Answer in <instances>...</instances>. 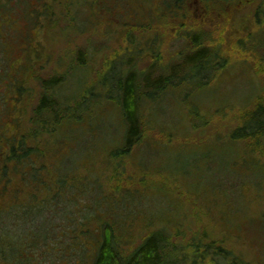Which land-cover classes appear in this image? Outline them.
<instances>
[{
    "label": "rangeland",
    "instance_id": "1",
    "mask_svg": "<svg viewBox=\"0 0 264 264\" xmlns=\"http://www.w3.org/2000/svg\"><path fill=\"white\" fill-rule=\"evenodd\" d=\"M0 1L4 4L0 10V143H4V130L17 115L24 120L21 126L31 125L27 122L45 82L65 73L59 92L76 99L85 92L86 106L92 99L100 101L93 105L89 120L97 150L88 157L72 156L79 168L95 164L90 171L93 178L103 175L109 150L123 145L108 138L113 133L111 123L118 132L123 122L115 100H105L107 94L117 92H108L101 83L116 82L117 73L128 70L123 60H133L141 72L159 65L155 71L159 73L162 65L179 64L183 49L192 43L189 36L193 33L186 35V31H197L210 49V57H216L211 70L201 76L211 82L199 86L198 68L193 74L185 67L180 71L184 81L143 106L141 121L147 139L129 156H118L113 162V166L124 162L116 176L121 182L107 174L104 191L108 197L128 194L127 186L142 188L149 174L146 184L161 183L166 190L151 186L135 203L142 200L145 206L160 207L163 214H157L156 220L164 217L178 222L170 228L173 242L185 244L192 233L203 232L205 225H210L206 218L209 212L222 210L228 216L224 246L247 262L258 258L259 264H264V138L243 139L236 132L246 123L264 131V119L248 122L246 118L264 104V15L258 14L263 0H215L209 5L204 0H73L68 17L62 9L69 0H59L58 6L50 0L51 13H40L42 19L38 18L36 7H41L36 0H29L27 7L25 0H19L20 4L18 0ZM49 19L64 27L61 35L53 32ZM80 58L88 66L78 67ZM192 75L196 77L190 79ZM15 82L22 90H17ZM15 125L17 122L9 125L10 133H15ZM62 127L46 145L52 175L83 135L84 128L69 136L68 125ZM31 145L37 146L36 141ZM248 147L254 155L248 153ZM144 151L147 154H140ZM253 156L259 165L248 168L246 162ZM37 158L41 170L47 171L44 157ZM3 182L0 177V189ZM120 184L121 192L117 191ZM5 200L0 197V203ZM140 209L139 214L129 213V218L143 221L146 213L151 221L153 213ZM189 219L191 227L180 224ZM150 229H134L139 236L129 239L136 244L128 251Z\"/></svg>",
    "mask_w": 264,
    "mask_h": 264
},
{
    "label": "trees",
    "instance_id": "2",
    "mask_svg": "<svg viewBox=\"0 0 264 264\" xmlns=\"http://www.w3.org/2000/svg\"><path fill=\"white\" fill-rule=\"evenodd\" d=\"M25 1L27 7L29 0ZM36 1L41 7V9L36 7V10L40 11L38 14L51 13L50 0ZM52 1L55 5H59V0ZM204 1H207L209 5L215 0ZM73 3V0H69L63 9L60 7L63 15L65 13L67 17L72 15L70 9ZM3 8L4 4L0 1V10ZM258 14L264 15V0L258 8ZM38 18L42 19V15L40 14ZM48 22L53 24L52 27H55L53 32L57 35L64 32V27L61 28L57 22L51 19ZM32 23L37 24L41 29L40 24L35 21ZM45 26L48 27V25ZM190 33H193L189 36L192 43L190 47L183 49L184 55L179 58L182 64H174L169 68L162 65L161 72L155 73L159 65L151 71L141 72L137 71L133 60H123L124 65H128V70L123 69L124 74L118 72L116 82L101 83L103 87L109 88V90L105 88L108 92H117L115 95L107 94L105 100L108 102L115 100L123 122L118 132L114 123H111L113 133L110 135L112 138L109 136L108 138L110 141H120L123 145L114 146L116 149L109 150V162L105 163V170L99 178H93L91 176L93 172L90 173L95 164H86L79 168L77 159L72 156L88 157L97 150L98 147L94 143L96 136L91 134L89 120L93 105L100 101L92 99L91 105L86 106L85 92L77 96V99L76 96L63 95V91L59 92L65 82L64 79L61 80L63 76L65 77V73L45 82L44 92L40 94L32 117L27 122L31 125L21 126L24 120L18 115L16 120L9 124L13 125L17 122L15 133L9 132L8 125L4 130L5 141L0 143V177L4 180L1 184L0 197L3 196L6 199L4 203H0V264H184L186 262L189 264H259L258 258L247 262L245 257L236 256L224 246L228 236V228L225 226L228 216L225 213L222 214V210H218L217 213L208 211L209 217L206 218L210 221V225H205L203 232L192 233L185 244L173 242L170 228H174L178 222L164 217L156 220L157 214H163L160 207L153 208L148 204L145 206L143 205L145 201L142 200L135 203L136 197L140 198L141 192L151 186L166 190L165 185L161 183L146 184L149 174L145 172L147 176L142 188L127 186L128 194H126L121 192L123 186L120 184L117 191L121 194H115L116 196L113 197H108L104 191L107 174L111 173L112 179H118L116 176L124 163L121 161L113 166V162L118 156L121 158L129 156L134 151V147H139L147 139L141 121L145 113L143 106L159 95H163L164 92L172 91L184 81L180 71H184L185 67L191 68L190 71L193 74L194 69L198 68L196 74H199V78L208 69L211 70V64L216 57H210V49L197 31H186V35ZM153 47L151 45L149 48L153 49ZM213 53L217 55L216 52ZM79 61L81 62L82 58ZM80 62L78 67L88 66L84 64L85 61ZM222 66H224L223 63ZM192 76L190 79L196 77ZM210 82L211 79L207 77L199 82V86ZM16 84L17 90H22L23 86L19 82ZM1 96L0 93V98ZM263 105L261 104L247 115L248 122L254 120L262 122ZM64 123L68 125L69 136L77 135L78 131L84 128L83 135L80 143H76L69 149L70 157L61 159L56 175H52L49 171L46 145L56 133L60 132ZM242 127L236 131L237 137L264 138V131L260 128L249 123ZM120 130L121 135L117 137L116 133ZM32 141H36L37 146L31 145ZM246 150L253 155L255 153L250 147ZM140 154L147 153L144 151ZM41 156L44 157L43 167L47 171H42V166H38L40 162L37 157ZM246 165L252 168L258 166L259 162H256L253 156ZM141 174L143 175L142 172ZM157 176L164 179L159 174ZM165 179L174 181L171 180L172 177ZM118 181L121 182V177ZM155 194L153 193V197H156ZM140 208L148 209L153 213L151 221L146 218L149 216L146 213L143 215V221L129 218L131 212L136 211L139 214ZM178 209H182V206ZM187 216L190 217L188 211ZM212 216H215V219ZM190 220L180 224L191 227ZM232 226L230 225L231 228ZM136 228L140 232L143 228L150 230L135 248L128 251L127 248L136 244H131L129 239L139 236L133 232ZM176 236L180 237L179 234ZM197 238H199L198 241ZM184 249L186 253L182 252ZM182 254H186L189 261L185 260Z\"/></svg>",
    "mask_w": 264,
    "mask_h": 264
}]
</instances>
